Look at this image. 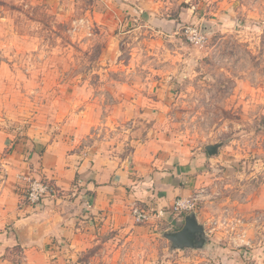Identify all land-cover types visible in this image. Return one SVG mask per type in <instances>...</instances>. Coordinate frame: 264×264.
Instances as JSON below:
<instances>
[{
    "label": "rangeland",
    "instance_id": "rangeland-1",
    "mask_svg": "<svg viewBox=\"0 0 264 264\" xmlns=\"http://www.w3.org/2000/svg\"><path fill=\"white\" fill-rule=\"evenodd\" d=\"M99 1L0 0V158L34 137L44 143L75 139L78 146L105 139L123 143L119 149L127 153L130 138L138 139L151 124L186 149L221 143L222 161L180 218L199 216L209 253L215 243L243 264H264V0H177L199 11L194 20L180 26L176 40L146 26L122 35L124 56L131 60L122 59L120 48L87 21L86 10ZM184 27L203 38L190 41ZM107 50L117 53L112 63L103 60ZM123 62L132 69L128 73L104 72ZM142 77L160 88L163 81L162 94L146 91L149 100L131 106L123 104L121 91L114 113L136 118H106L115 83ZM140 95L136 89L128 96ZM83 228L74 243H55L62 264H221L205 248L173 249L165 229L153 237H128L103 228L99 219Z\"/></svg>",
    "mask_w": 264,
    "mask_h": 264
},
{
    "label": "crops",
    "instance_id": "crops-1",
    "mask_svg": "<svg viewBox=\"0 0 264 264\" xmlns=\"http://www.w3.org/2000/svg\"><path fill=\"white\" fill-rule=\"evenodd\" d=\"M196 12L177 0H103L89 7L85 16L90 25H96L108 36L110 45L117 51L120 48L122 59H130L124 56L127 40L122 35L146 26L176 40L174 33L185 22L194 20ZM107 52L103 60L109 57L112 63L117 53L113 57L112 50ZM123 65L106 66L104 72L114 74L119 70L126 74L131 68L124 62ZM115 84L105 117L122 122L137 115L114 113L113 106L121 91L126 93L124 98L120 97L123 104L132 106V101L143 104L149 100L146 91L155 88L162 94L164 86L162 81L158 83L161 88L158 87L152 77ZM136 89L141 95L129 97ZM150 118L154 120L153 115ZM89 130L83 127L81 132ZM23 140L0 158V264H62L63 257L55 251V243L67 239L74 243L83 226L90 228L97 219L103 228L128 237H153L164 229L176 231L183 220L173 210V203L178 198H189L203 186L204 178L222 161L225 150L219 147L217 154L209 155L205 149H186L155 131L153 124L138 139L130 138L127 153L119 149L123 143L110 145L99 138L87 139L79 146L75 139L48 143L36 137ZM20 175L47 178L59 188V193L37 205L25 204L21 201L25 182ZM135 203L144 205L153 215L143 223H135L130 215ZM172 225L176 230H172ZM210 251L211 256H219L221 260L216 261L221 264H243L229 247L212 243Z\"/></svg>",
    "mask_w": 264,
    "mask_h": 264
},
{
    "label": "built area",
    "instance_id": "built-area-1",
    "mask_svg": "<svg viewBox=\"0 0 264 264\" xmlns=\"http://www.w3.org/2000/svg\"><path fill=\"white\" fill-rule=\"evenodd\" d=\"M183 31L190 41L199 42L203 38L198 34L194 27H184ZM24 182L25 189L23 192V200L29 205H37L43 199L55 197L59 193L58 187L47 179H34L32 177H25ZM190 201V198L176 199L173 203V210L180 214L182 211L190 209L192 207ZM130 215L132 216L135 223H143L147 221L153 215V213L144 205L135 203L130 208Z\"/></svg>",
    "mask_w": 264,
    "mask_h": 264
},
{
    "label": "water",
    "instance_id": "water-1",
    "mask_svg": "<svg viewBox=\"0 0 264 264\" xmlns=\"http://www.w3.org/2000/svg\"><path fill=\"white\" fill-rule=\"evenodd\" d=\"M221 143H210L204 145L209 155L218 153ZM163 236L170 242L173 249H197L203 250L206 246V231L204 225L199 222L195 213L185 215L183 223L176 231H165Z\"/></svg>",
    "mask_w": 264,
    "mask_h": 264
},
{
    "label": "trees",
    "instance_id": "trees-1",
    "mask_svg": "<svg viewBox=\"0 0 264 264\" xmlns=\"http://www.w3.org/2000/svg\"><path fill=\"white\" fill-rule=\"evenodd\" d=\"M51 183H53L52 181H50Z\"/></svg>",
    "mask_w": 264,
    "mask_h": 264
}]
</instances>
